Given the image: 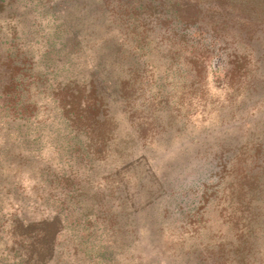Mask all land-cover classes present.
Masks as SVG:
<instances>
[{
    "label": "rangeland",
    "instance_id": "rangeland-1",
    "mask_svg": "<svg viewBox=\"0 0 264 264\" xmlns=\"http://www.w3.org/2000/svg\"><path fill=\"white\" fill-rule=\"evenodd\" d=\"M0 264H264V0H0Z\"/></svg>",
    "mask_w": 264,
    "mask_h": 264
},
{
    "label": "trees",
    "instance_id": "trees-1",
    "mask_svg": "<svg viewBox=\"0 0 264 264\" xmlns=\"http://www.w3.org/2000/svg\"><path fill=\"white\" fill-rule=\"evenodd\" d=\"M214 42H221L216 38L213 39ZM222 43V42H221ZM43 236L41 237V243L46 247L44 252H40L39 259L44 261L47 256H51L52 244L54 240V235L56 234L54 223H43L41 225Z\"/></svg>",
    "mask_w": 264,
    "mask_h": 264
}]
</instances>
